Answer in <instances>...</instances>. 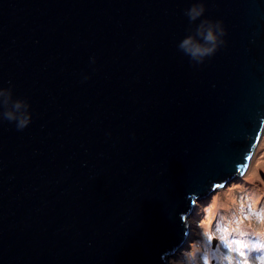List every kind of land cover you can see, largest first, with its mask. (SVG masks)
<instances>
[{
    "label": "water",
    "instance_id": "95a60500",
    "mask_svg": "<svg viewBox=\"0 0 264 264\" xmlns=\"http://www.w3.org/2000/svg\"><path fill=\"white\" fill-rule=\"evenodd\" d=\"M264 136V0H0V264H169Z\"/></svg>",
    "mask_w": 264,
    "mask_h": 264
},
{
    "label": "rangeland",
    "instance_id": "374dc122",
    "mask_svg": "<svg viewBox=\"0 0 264 264\" xmlns=\"http://www.w3.org/2000/svg\"><path fill=\"white\" fill-rule=\"evenodd\" d=\"M253 190L258 195L253 196ZM262 192L264 136L245 176L197 203L188 219L189 240L168 263L264 264Z\"/></svg>",
    "mask_w": 264,
    "mask_h": 264
},
{
    "label": "bare ground",
    "instance_id": "6f19581e",
    "mask_svg": "<svg viewBox=\"0 0 264 264\" xmlns=\"http://www.w3.org/2000/svg\"><path fill=\"white\" fill-rule=\"evenodd\" d=\"M258 149V148H257ZM257 149H256V151H257ZM256 151H255V153H256ZM254 153V154H255ZM244 183H246V182H244ZM258 193H259V191L258 192H256V191H254L253 190V196H256V195H258ZM263 193V192H262ZM264 194V193H263ZM230 201V198L227 200V202H229Z\"/></svg>",
    "mask_w": 264,
    "mask_h": 264
},
{
    "label": "trees",
    "instance_id": "16d2710c",
    "mask_svg": "<svg viewBox=\"0 0 264 264\" xmlns=\"http://www.w3.org/2000/svg\"><path fill=\"white\" fill-rule=\"evenodd\" d=\"M206 204V203H205Z\"/></svg>",
    "mask_w": 264,
    "mask_h": 264
}]
</instances>
